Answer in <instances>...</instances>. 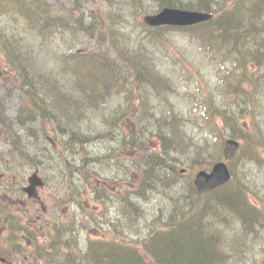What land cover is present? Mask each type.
Here are the masks:
<instances>
[{"label":"trees","instance_id":"1","mask_svg":"<svg viewBox=\"0 0 264 264\" xmlns=\"http://www.w3.org/2000/svg\"><path fill=\"white\" fill-rule=\"evenodd\" d=\"M105 1L108 5H111V12L105 13L104 11L105 18L102 25L100 26L102 30V37H97V39L98 42H102V44L108 42V47L112 51H116L117 57L112 58L110 56V50L105 49L104 47L100 48L99 52L92 49L93 51L90 54L80 51L65 56V59L61 60L62 62L59 61L61 62V66L58 64L57 67L46 70V73L53 74L59 69L63 70L64 67L69 64V60L75 59V70L78 76L77 83L80 88L79 94L81 96L79 101L81 103V107L82 104L86 103L87 99V97H83L81 94H87L90 97H94V95L99 93V85L105 84L107 79L110 77L112 82L116 83V81H118V83L121 84V86L118 87L119 89H126L132 95V93L135 90H139L140 87L146 90L147 86H149L148 89H150L151 86L155 87L157 83L155 79L157 71L155 69L157 68L158 59L160 60L162 58L163 60H167L168 62L172 63L173 68L177 67L176 57L174 58L175 60L171 59L170 57V51L172 48H174V41L170 39V36L168 35V28L159 27V29H153L149 26H145L143 22L140 21L141 13L145 12V10L149 8L144 7L145 0H117L116 2L115 0ZM198 1L201 7L208 11H213V3H215L216 0ZM160 4H164V6L171 5L180 8L186 6L192 7L195 5L193 3H188L185 0H164L160 1ZM223 4L224 2H221L218 9L213 11L217 14L216 18L206 21L205 24L202 25V29L205 31V35L209 37L208 42L212 43L214 47H216L214 29H224V32L229 34V37L227 38L230 42L233 33L234 39L232 41V45L234 47V51L237 52V49H239V51L243 52L245 50L239 44L246 43L245 41L249 38V31L253 30L254 28L259 30L264 25V18L262 17L264 11L260 16L251 14L248 18V14L236 12L234 11L236 9L231 10L232 7H229V4L224 6ZM261 4H264V2ZM139 8L141 9V12L137 15L136 11ZM99 16H101V14L97 15L96 18H99ZM95 31L96 30L93 28L90 29V33H95ZM227 38L225 40H227ZM263 42L264 41H262L260 44L256 43V45H262L259 46V48L262 50L264 48ZM245 55L246 52H244V56ZM252 55L255 57L253 52ZM256 55H258V53H256ZM86 65H89V68H86ZM87 69H91V73H89ZM34 70L35 72H44L43 69L36 68ZM127 73L134 75L132 82H123L120 80L118 75L125 74L127 78H129ZM245 77H247V73ZM56 79L57 78L54 77L51 79V81H55ZM169 80L172 81L171 78H169ZM239 85L240 83L237 87H239ZM49 86L54 92L55 89H57L54 84H48V87ZM96 99H100V96L96 95ZM80 112L83 114V109H81ZM149 112L151 113L149 114ZM226 112L229 113L230 110L227 109ZM216 113L218 114L217 110ZM236 114H240V112H230V114L227 116L228 119L225 120L231 128V134L238 137L239 139H244L243 149H247L249 153H253L254 159H258V155L260 156L261 153L260 148L261 146H264V137H262L263 126L260 127L261 123L253 124L252 128L242 130L241 128L243 125L239 123L238 115ZM177 115L178 114H174V116H168L166 114L163 117L160 115L157 116V112L154 109L141 112V114L138 116L139 119L135 118L132 121L134 129H136V127L138 129V131H136V129L133 132L135 134H133V144H142L143 146H146L147 143L151 141V139L157 138L161 143L164 144L165 142L166 146H176L177 148V145H180V140L179 137L177 138V135L179 136L182 132V119ZM180 138L186 140L184 143L191 146L189 143L190 139L188 137L186 139L183 136H180ZM248 143H250L252 150L250 147H248ZM154 161L156 163H154ZM146 163L148 166L145 168V177L146 180L151 179L147 185L159 190H163L165 187L169 189L170 186L156 184L158 180L163 182L165 181L162 177L157 176V173L169 166L167 162H165L163 159H154L148 160ZM158 164H160L163 169L156 171V166ZM258 182L259 181H257V183ZM229 185L230 186H228V190L232 186L236 188V184H234V182L230 183ZM199 199H204V204L201 205V207L198 205V203H195V201L193 203H185L188 204V207H185V205L179 203L178 206H176L178 208H176V210L177 212L182 211V215L180 216V214H178V216L171 218V224H174V219H183V228L186 229V231L178 233L175 230L174 225H171L169 228L162 227L161 229H158L153 235L156 238L151 239L153 242L152 246L154 247V245H158V247H161L166 243V241L175 238L178 234H182L184 236L188 234V228L191 227L196 229L198 232L197 224L203 227L209 240L203 243L197 242L192 238L187 239L190 242L185 240L186 243H191V241H194V243L188 248V252L191 254H196L195 257L189 258L186 262H180L176 260L181 254V251L179 252L178 248L172 250L174 253L173 256L166 255L163 257L160 254L154 253L155 250H152L154 255L146 252L149 257H152V264H214L213 261L217 252L214 242L217 240L214 238L213 234L208 231L207 224L209 220H212L213 222V220L222 221L225 219L224 223L227 222L225 218L227 217L225 216L226 214H231L232 217L242 221V231L245 233H253L255 235L254 239L258 235L259 238L263 237V233L260 234L259 230H257L250 222L253 220L255 223L257 221L259 223L263 218L262 213L258 212L257 215L255 209L257 206L255 204L252 205L251 202V204H249L248 201H250V198L247 195H242V193L239 192L237 188L233 192L230 191L228 193H218L217 191H212L210 196L201 197ZM190 207L193 209V212L189 213ZM198 212H201V214ZM193 214H195V217ZM112 254L113 252L111 255ZM96 255H100V250L96 252ZM158 257H161V259ZM127 258L133 260L130 257ZM141 264H145V262L142 260Z\"/></svg>","mask_w":264,"mask_h":264},{"label":"rangeland","instance_id":"2","mask_svg":"<svg viewBox=\"0 0 264 264\" xmlns=\"http://www.w3.org/2000/svg\"><path fill=\"white\" fill-rule=\"evenodd\" d=\"M114 1V0H111ZM120 1V0H118ZM188 3H191V0H185ZM217 1V0H216ZM222 1V0H219ZM229 1V0H226ZM226 1L224 3H226ZM47 3L50 5V7L54 9L55 13L59 14L60 18H62L64 23H68V21L72 22L76 16L79 14V10L84 12V18L81 20L82 24L77 23L76 27H82L84 28L85 26L90 28H93L96 30V35H98L99 37H102V30L101 28L98 26V24H100L103 20L104 17L103 16H99V18H96L97 15L99 14H95L92 12H97V13H102L103 10L105 11H110L111 12V7H109L105 0H47ZM77 3V4H76ZM120 3V2H119ZM214 4V3H213ZM219 5V4H218ZM216 5V6H218ZM215 7V6H214ZM0 9H2V6H0ZM76 10L72 16V10ZM4 10V9H2ZM6 10H4L3 12H5ZM3 12H0V21H1V27L3 22L2 21H10V22H16L19 24V27L21 29H19L18 27H16L14 24L11 25V32H15L17 33V35L19 37L23 36V29L26 31L24 33V39H26V48L27 51L29 53H31V60L33 62H36V64L40 65V67L44 68L45 70L47 69H53L55 67H57V63L58 61L62 60V55L64 52H69L70 50H74L78 47H84V48H92L93 46H96L97 43L95 41V39L93 37H90L87 34V29L84 28V31L79 29L76 32L77 34V39H75L74 33L70 31V29H68V26L65 25L64 23L60 22L58 19H56L55 23H54V30L56 32V36L55 37H48L47 35L42 36L39 32L37 33V28L36 30L31 31L28 28L25 27V25L23 24V20H21L20 18H18L16 15H12V14H3ZM103 14V13H102ZM92 19H95L97 21H100L98 24L96 23V21L94 22ZM253 29V28H252ZM98 48V47H95ZM4 49L5 55H8ZM194 55L197 56L196 51H194ZM200 62L203 63V67H206L207 65V61H203L202 58L199 59ZM33 65V64H32ZM59 72L60 70H58V72H54L52 75H58L59 76ZM22 74H16V75H12L11 77H13V81H16L17 84H15L16 86H10L9 90L7 91V93L1 97L0 99V111H2L3 107L5 106L7 113L3 112L0 113V117L7 119L8 121L6 122L7 124H12V122H14L16 120V122H19V116L21 114V109L25 106V104L23 105H19L20 104V100L21 101H29L30 99H28L26 97V91L25 90H20L21 88L19 87V83H21L22 81ZM211 78V77H210ZM212 82L216 81V78L213 77V79H211ZM44 98L47 99V103L45 104L47 108H51V113H54L53 116H55L57 114V110L55 109V103L56 100L51 103V107L49 104V96L46 97L44 96ZM186 104V103H185ZM190 106V105H187ZM187 113L190 114V107L187 108ZM50 113L48 112V115ZM92 119V120H90ZM89 120H87L85 122V127L88 128L92 127V128H98V129H102L101 128V124H100V119L96 116V112L94 111V113L91 115ZM37 121V120H36ZM34 121V123H31L30 127L35 128L36 130H41L40 124L39 122ZM58 125L61 127L66 126L68 123L65 119H61V120H57ZM21 126L19 124H17V127L15 129V131L12 133L11 136V141H15L17 138H19L20 136L25 137V134L22 133L21 131ZM55 126L54 124L49 121L47 126L45 127V132L47 133H51L53 136L57 137L56 132H54ZM91 129V128H90ZM95 129H93V131L95 132ZM5 134H1L0 135V147L2 146H7L9 145L10 147L11 144L9 142V135L4 132ZM30 133L35 134V131H31ZM199 134V133H198ZM197 134V136H198ZM210 133H207L206 130L201 132L199 134V137L201 136H209ZM4 135V136H3ZM105 143L103 142V140H100V138H96V140L91 141V143L87 144L85 146V150H88L90 152V154L94 157L97 154H99V152H103V151H108V149H106L105 147ZM85 150H81V153H84ZM65 156L67 157L69 154L67 151H64ZM59 155V154H58ZM91 159V158H90ZM23 164V163H22ZM58 166V165H55ZM119 165L117 164H107V162L104 163H100L97 161V163L94 164L93 169L97 170V169H104L105 171H108L109 169L113 168L115 171H117ZM60 167V165H59ZM192 169V168H191ZM192 170H190L186 175L185 178H181V183L182 184H188L189 183V179L190 176L192 175ZM58 184H63V182H58ZM184 188V187H183ZM179 189L182 191V187L179 186ZM170 195L175 196L173 193H171L169 191ZM177 197V196H175ZM167 206H170V204L168 203V201L166 202V199L163 203V207L165 208L166 211L167 210ZM113 213H110V217H113Z\"/></svg>","mask_w":264,"mask_h":264},{"label":"bare ground","instance_id":"3","mask_svg":"<svg viewBox=\"0 0 264 264\" xmlns=\"http://www.w3.org/2000/svg\"><path fill=\"white\" fill-rule=\"evenodd\" d=\"M153 1H155L157 3H160V1H164V0H153ZM144 7H147V5L144 4ZM140 12H141V9L139 8V9H137L136 14L138 15V14H140ZM32 85H33L32 82L28 83L29 87H31ZM24 140H27V138L24 137ZM69 140H70V142L75 143L74 137L70 138ZM79 154L85 156L84 153H79ZM87 157L89 159L91 158L93 160V157H91L90 154L87 155ZM154 163H156V162L154 161ZM161 169H163L162 166L160 164H158L156 166V171L157 170H161ZM156 184H160V185H164V186L166 185V183L161 181V180H158L156 182ZM172 190H175V189L172 188ZM171 205L177 206L176 203H173ZM167 207H168L167 208L168 211L165 210L166 213L167 214L171 213L168 216L169 218L178 216V212H177V210L174 207H170V206H167ZM190 212H193V209L191 207H190L189 213ZM193 216L195 217V214H193ZM183 222H184L183 219H179V220L174 219V223L177 224V227H176L175 230L178 233H180V232L182 233V232L186 231V229L183 228V224H184ZM197 226H198L197 227L198 232L193 227L188 228V234H186L184 236L182 234H180V235L178 234V235H176L175 238H172V239H169L168 241H166V243L163 244L161 247H158V245H154V247H153L152 246L153 242L151 240H148L147 241V247L151 251L155 250L154 253L160 254L163 257H165L166 255L173 256L174 253L172 252V250L175 249V248H178L179 252L181 251V254L176 260H178L180 262L181 261L186 262L189 258H192V257L196 256L195 253L191 254V253L188 252V248L194 243V241H191V243H186V241L190 242L187 239H189V238L191 239L192 238V239H194V240H196L197 242H200V243H203V242L209 240L207 235H206L205 230L203 229V227L201 225H198V224H197ZM204 248H206V247H204ZM92 256H93L94 264H136V263L137 264H141V262L139 261V259L136 256L134 257L133 254H127V253L124 252V250L123 251L116 250V252L114 254H112V255H101V256H98L95 253H93ZM124 256L133 258V260L135 262L133 260H130V259H124ZM158 258L161 259V257H158Z\"/></svg>","mask_w":264,"mask_h":264},{"label":"water","instance_id":"4","mask_svg":"<svg viewBox=\"0 0 264 264\" xmlns=\"http://www.w3.org/2000/svg\"><path fill=\"white\" fill-rule=\"evenodd\" d=\"M211 15L209 14H198L196 12H187L183 10H177V9H164L159 12L157 15L153 16H148L147 17V22L151 24H159V23H191L193 21H198V20H204L206 18H210ZM228 148H231V155L237 150V143L233 141L229 143ZM223 164H219L217 167V172L219 168H222ZM214 172L211 175H207L205 173H201L198 176V182L205 187V185H209L210 187L219 184L220 181L222 180L223 176L222 172ZM227 177H228V172H227Z\"/></svg>","mask_w":264,"mask_h":264},{"label":"flooded vegetation","instance_id":"5","mask_svg":"<svg viewBox=\"0 0 264 264\" xmlns=\"http://www.w3.org/2000/svg\"><path fill=\"white\" fill-rule=\"evenodd\" d=\"M20 210V209H19ZM22 213H24V212H22ZM25 214V213H24Z\"/></svg>","mask_w":264,"mask_h":264}]
</instances>
